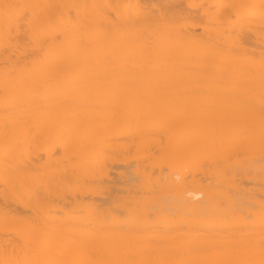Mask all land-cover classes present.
Masks as SVG:
<instances>
[{
	"label": "bare ground",
	"instance_id": "6f19581e",
	"mask_svg": "<svg viewBox=\"0 0 264 264\" xmlns=\"http://www.w3.org/2000/svg\"><path fill=\"white\" fill-rule=\"evenodd\" d=\"M0 264H264V0H0Z\"/></svg>",
	"mask_w": 264,
	"mask_h": 264
}]
</instances>
